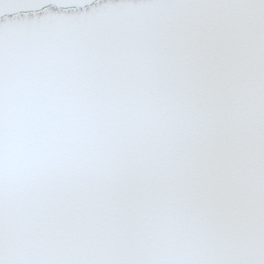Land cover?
Here are the masks:
<instances>
[{"label":"snow or ice","instance_id":"obj_1","mask_svg":"<svg viewBox=\"0 0 264 264\" xmlns=\"http://www.w3.org/2000/svg\"><path fill=\"white\" fill-rule=\"evenodd\" d=\"M0 264H264V0H0Z\"/></svg>","mask_w":264,"mask_h":264}]
</instances>
